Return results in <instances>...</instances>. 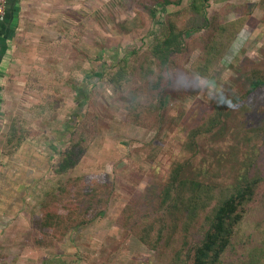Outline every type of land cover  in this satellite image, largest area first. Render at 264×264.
Returning a JSON list of instances; mask_svg holds the SVG:
<instances>
[{"label":"rangeland","instance_id":"obj_1","mask_svg":"<svg viewBox=\"0 0 264 264\" xmlns=\"http://www.w3.org/2000/svg\"><path fill=\"white\" fill-rule=\"evenodd\" d=\"M142 2L62 0L45 8L51 19L45 31L51 33V161L69 144L71 130L62 127L84 107L95 118V140L75 170L49 175L38 204L0 234V264H171L170 248L166 253L144 244L137 228L156 217L154 192L182 162L188 165L186 178L210 188L209 208L237 187L257 182L227 262L264 264V90L233 105L221 131L197 137L194 157L186 147L216 101L245 94L252 72L264 75V0H209L213 25L238 22L240 28L219 56L213 54L207 76L200 59L212 31L183 33L186 50L163 82L159 111L156 94H149L137 71L133 82L143 89L138 97L147 117L139 125L128 118L127 100L107 75L125 51L138 50L132 61L141 64L142 52L165 23L183 32L189 21L183 17L189 0L165 12L156 4L155 19L137 8ZM204 227L190 233L189 248ZM183 257L173 264H183Z\"/></svg>","mask_w":264,"mask_h":264},{"label":"trees","instance_id":"obj_2","mask_svg":"<svg viewBox=\"0 0 264 264\" xmlns=\"http://www.w3.org/2000/svg\"><path fill=\"white\" fill-rule=\"evenodd\" d=\"M183 1L144 0L140 8L138 5L137 8L143 10L151 19H155L159 12V9L154 8L156 4L165 12L168 6L179 7ZM208 3L209 0H189L183 15L189 18V21L183 32L175 25L170 26V23H165L162 26V30L165 31L158 35L147 51L142 52L141 64L135 66L132 61L134 56L139 55L138 50L125 51L121 59L110 69L107 80L125 96L129 111L128 118L132 122L140 125L147 119L146 113L141 110L142 104L138 97L143 89L139 83L134 86L133 76L138 71L140 83L148 88L149 94H156L152 99L156 102L158 111L162 109L165 104L164 97L159 92L164 91L163 82L168 78L173 63L185 53L183 33L207 28L212 31L214 38L207 45L200 59L207 64L203 75L211 74L217 58L212 57L213 54L220 55L231 42L240 25L238 22L226 26L213 25L207 16ZM245 83L247 84L245 94L216 101L203 126L190 134L186 147L193 153V157L197 151L196 138L211 134L216 128H220L221 131L220 126L224 125L225 119L231 117L233 105L241 104L247 97L264 90V75L254 71ZM244 107L245 105L240 106V111ZM76 114V116L72 115L70 124H67L68 131L71 130L68 147L53 155L50 175L63 176L71 173L80 165L94 143L95 135L91 132L94 127L91 126L95 118L87 113L85 107ZM187 167V163L182 162L171 169L167 181L158 188L159 190L157 189V192H154V197L157 195L154 208L156 217L140 225L137 234L144 244L153 246L151 247L153 249L159 248L169 253L170 248V252H173L171 264L182 256H184L183 264H228L231 248L245 219L246 209L252 201L257 182L249 181L237 187L209 208L210 188L197 180L186 178L184 173ZM200 217L203 218L204 223L198 222ZM200 227H204V231L189 248L186 242L190 233ZM174 245L176 246L173 248ZM179 260L182 261V258Z\"/></svg>","mask_w":264,"mask_h":264},{"label":"crops","instance_id":"obj_3","mask_svg":"<svg viewBox=\"0 0 264 264\" xmlns=\"http://www.w3.org/2000/svg\"><path fill=\"white\" fill-rule=\"evenodd\" d=\"M61 2L7 0L0 22V234L27 217L49 179L51 33L45 31L51 19L45 8Z\"/></svg>","mask_w":264,"mask_h":264},{"label":"built area","instance_id":"obj_4","mask_svg":"<svg viewBox=\"0 0 264 264\" xmlns=\"http://www.w3.org/2000/svg\"><path fill=\"white\" fill-rule=\"evenodd\" d=\"M7 0H0V22L4 20Z\"/></svg>","mask_w":264,"mask_h":264}]
</instances>
